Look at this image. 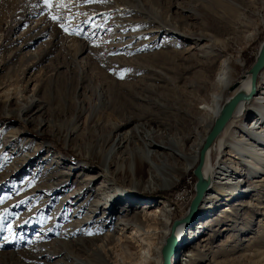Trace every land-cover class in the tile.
Returning <instances> with one entry per match:
<instances>
[{"label": "rangeland", "instance_id": "374dc122", "mask_svg": "<svg viewBox=\"0 0 264 264\" xmlns=\"http://www.w3.org/2000/svg\"><path fill=\"white\" fill-rule=\"evenodd\" d=\"M263 42L264 0H0V264H132L143 248L123 239L131 231L114 228L118 219L160 202L173 221L188 217L198 164L172 187L151 189L145 164L147 186L135 188L131 178L104 171L96 141L115 137L131 116L157 141L167 134L191 149L190 116L209 99L223 60L239 51L248 70ZM28 101L33 111L21 119L15 113ZM229 151L223 159L237 167ZM114 179L134 203L96 211ZM253 190L179 253L199 250L194 264H264V190ZM224 204L210 213L200 204L190 225L219 217ZM82 232L101 241L81 246Z\"/></svg>", "mask_w": 264, "mask_h": 264}, {"label": "bare ground", "instance_id": "6f19581e", "mask_svg": "<svg viewBox=\"0 0 264 264\" xmlns=\"http://www.w3.org/2000/svg\"><path fill=\"white\" fill-rule=\"evenodd\" d=\"M257 28L248 35L249 39H254L255 35L253 34L257 31ZM240 54L238 51L235 61L231 59L232 56H228L223 60L216 76L214 89L208 97L209 99L200 108L201 110L198 111L197 115L190 116L191 119L189 122L191 121L192 124L196 123V131L186 136V139L195 136V142L191 149H185V144L181 143L182 141L173 140L174 138L167 137V134H163L162 140L157 141L151 131H144L145 123V125L143 123H135L134 118L129 116L123 122L116 125L115 132L117 135L115 137L107 136L96 141L101 154V165L104 171L112 177L115 176L116 179H118L117 176L119 173L124 178L129 177L132 179L134 187L139 188L141 185H145V179L143 180L142 178V171L145 164H147L149 177L146 183L149 185L148 188H154V185L162 188L172 187L181 175L199 163L201 150L206 138L220 115L224 104L240 91L246 93L251 91L252 67L243 71L241 59L239 58ZM32 106V102L28 101L27 105L23 109L16 111L15 114L22 119L25 115L27 116L32 113ZM250 117L253 118L249 120ZM134 123L135 125H132ZM126 128L130 129L126 130ZM224 129L222 131L223 133L221 132L222 134L220 133L215 139L206 154L203 175L210 180V184L199 203V205L201 204L199 210L201 211V209L206 207L208 209L207 212L210 213L219 203L225 204L223 205L221 213H219V217L209 219L213 213L208 214L209 216L207 218H199L200 221L196 222L194 226L192 224L190 225V223L197 214L199 205L193 215L190 214L191 212L189 213L187 219L175 231L180 247L171 258L172 264L177 263L179 260L181 264L193 263L192 261L197 256H200V251L198 250V252L194 250L195 248H190L187 251H183V253H179L186 241L189 244L193 240L200 239L198 234L202 233V229H206L214 220L224 218L227 213H232V203L250 192L253 188V191H258L259 189L264 190V68L257 76L256 92L250 99L243 100L239 103L233 117ZM139 141L142 143L143 148L138 146L137 142ZM132 143L137 145L135 146L137 150L132 151ZM226 149H230L229 156L238 160L237 167L232 159H223V153H225ZM120 150L122 152L121 155H123V161L121 164H116L115 171H111V161L114 155ZM129 157L128 164H125V159ZM174 158L182 159L181 163L179 165L175 163L171 166L170 161ZM244 166L248 167L249 171L246 172L243 170ZM250 176L255 179L253 181L248 180ZM157 178L163 180L161 185L157 184L158 182L155 180ZM116 179L112 180V184L109 183L108 186L109 189H112L111 192L113 194H108L107 197L109 196V198L104 202L102 200L97 201L99 204L97 205L96 211L99 209L102 212L103 209L110 211L108 207H115L121 201L127 205L132 204V202L134 203V198L129 199L124 196V199H122V191L115 189L118 186ZM104 182L107 183L105 180ZM104 182L102 185L106 187ZM88 183L86 182V184ZM85 190L86 188L84 186L78 188L79 195H83L84 197L86 195ZM221 196H225L224 202H220ZM87 202L89 203V201ZM168 206L169 204L166 202H160L159 205L157 203H145L142 206L143 209H137L133 212L132 217L120 218L116 222L114 228L118 227L124 233L131 231L130 235L124 234L123 239L125 241L135 242L138 239L136 240L137 243L143 248L134 258L132 264L164 263L163 248L166 245L167 237L172 233V226L176 221L172 220V211L168 209ZM90 217L92 216H89L85 221L89 223L91 221ZM188 223L190 226L186 225ZM76 226L77 224L72 223L71 227L75 228ZM161 232L163 233L162 235ZM82 234L84 233L82 232ZM150 240L157 241V244L153 246ZM100 241L101 238H93V236L87 234L84 238L81 237L78 243L82 244L81 246L86 243L96 245ZM61 253L65 255L64 257H70V253ZM53 254L56 255V252H53ZM74 263L75 261L67 264Z\"/></svg>", "mask_w": 264, "mask_h": 264}, {"label": "water", "instance_id": "95a60500", "mask_svg": "<svg viewBox=\"0 0 264 264\" xmlns=\"http://www.w3.org/2000/svg\"><path fill=\"white\" fill-rule=\"evenodd\" d=\"M263 68H264V43L261 47V50L254 65L251 68V75H252L251 91L249 93L240 91L224 104L220 115L216 119L210 133L206 138L204 146L201 150L199 163L197 167L194 169V174L196 175L198 180L196 183V195L189 208V212H191L190 214L192 215L195 213L197 206L204 197L210 184V180L203 175V167H204L207 151L209 150L215 139L224 130L228 122L231 120L239 103L243 100L250 99L253 96V94L256 92L257 76ZM185 219H187V216L183 219L176 220L172 226V233L168 237L166 245L163 248V258H164L163 264H172L171 258L174 254H176L175 252L180 247L177 236L175 235V231Z\"/></svg>", "mask_w": 264, "mask_h": 264}, {"label": "snow or ice", "instance_id": "6c2138e0", "mask_svg": "<svg viewBox=\"0 0 264 264\" xmlns=\"http://www.w3.org/2000/svg\"><path fill=\"white\" fill-rule=\"evenodd\" d=\"M86 2L91 3V2H94V0H86ZM99 2H104V0H99ZM45 3H46V4H51V0H45ZM52 19H53V20H58L59 18L53 16ZM61 27L64 28L65 31H69V29L66 28V27H64L63 24H61ZM75 34L79 35L80 33H79V32H76ZM124 71H129V70H124Z\"/></svg>", "mask_w": 264, "mask_h": 264}]
</instances>
